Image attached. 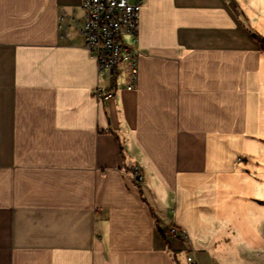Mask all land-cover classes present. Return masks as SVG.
<instances>
[{"label": "crops", "instance_id": "crops-1", "mask_svg": "<svg viewBox=\"0 0 264 264\" xmlns=\"http://www.w3.org/2000/svg\"><path fill=\"white\" fill-rule=\"evenodd\" d=\"M63 11L83 15L0 0V264H184L170 221L199 264L219 235L251 247L264 173L236 160L264 137V0H145L133 91Z\"/></svg>", "mask_w": 264, "mask_h": 264}, {"label": "built area", "instance_id": "built-area-1", "mask_svg": "<svg viewBox=\"0 0 264 264\" xmlns=\"http://www.w3.org/2000/svg\"><path fill=\"white\" fill-rule=\"evenodd\" d=\"M145 0H80L81 20L70 18L63 11L59 17L62 30L69 28L71 21L76 30L84 37L86 47L95 55L100 74L114 77L120 64L128 65L126 89L135 90L138 84L137 53L140 11ZM98 101H107L114 96L112 89L97 87ZM136 183L142 184L144 175L139 167L133 169ZM167 237L187 239L186 230L171 224ZM190 264H198L195 256L188 255Z\"/></svg>", "mask_w": 264, "mask_h": 264}, {"label": "rangeland", "instance_id": "rangeland-1", "mask_svg": "<svg viewBox=\"0 0 264 264\" xmlns=\"http://www.w3.org/2000/svg\"><path fill=\"white\" fill-rule=\"evenodd\" d=\"M256 141H257L258 149L256 148L255 154H252V157L250 156L249 158L241 156L240 158L236 160V162L238 164L244 163L246 167L245 169L250 168V171L248 172V174L249 173L252 174L254 170V173H255L254 175L257 176L260 173H264V166L262 167V169H260L259 167L260 162L263 161L262 156L264 155V137L256 138ZM257 206L260 207L259 208L260 210H262V212L260 213L261 214L260 216L262 217H257L256 219L257 231L259 233H256L254 236H252V239L249 243L251 247H248V245L243 244V242L240 241L239 248H236V245L232 243L230 234L229 235L228 234L219 235L221 239L222 237L227 238V239L226 238L224 239V242L221 239H218L217 238L218 235H217L216 236L217 241L214 242V246H215L214 248L212 249L210 248V250H208L207 248L202 249V252L204 253L214 254L213 256H211V260H209L211 263L213 261L212 264H264V197L261 198V202L258 203L257 201ZM240 212L243 213L242 203L240 205ZM248 222L252 223L247 217H243L241 215L239 217V229L243 230V228H248ZM171 224H175V222L170 221L168 229L170 228ZM250 229H251L250 234L253 235L252 234L253 226ZM186 233L188 235L187 239L185 240L178 239V240L186 242L187 248L185 249V252H184V264H190L188 261V255H190L191 253L192 255L195 256L197 260V257H196L197 251L190 242L189 233L187 231ZM249 235H246V237Z\"/></svg>", "mask_w": 264, "mask_h": 264}, {"label": "trees", "instance_id": "trees-1", "mask_svg": "<svg viewBox=\"0 0 264 264\" xmlns=\"http://www.w3.org/2000/svg\"><path fill=\"white\" fill-rule=\"evenodd\" d=\"M263 45H264V41H263Z\"/></svg>", "mask_w": 264, "mask_h": 264}]
</instances>
